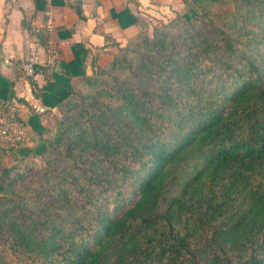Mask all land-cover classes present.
Listing matches in <instances>:
<instances>
[{
  "label": "trees",
  "instance_id": "obj_1",
  "mask_svg": "<svg viewBox=\"0 0 264 264\" xmlns=\"http://www.w3.org/2000/svg\"><path fill=\"white\" fill-rule=\"evenodd\" d=\"M181 3L89 72L79 44L35 68L58 115L0 141V264H264V0Z\"/></svg>",
  "mask_w": 264,
  "mask_h": 264
},
{
  "label": "crops",
  "instance_id": "obj_2",
  "mask_svg": "<svg viewBox=\"0 0 264 264\" xmlns=\"http://www.w3.org/2000/svg\"><path fill=\"white\" fill-rule=\"evenodd\" d=\"M182 10L181 0H51L50 4L48 0H0V76L12 85L14 92L10 102L0 104V113L4 108L15 111L32 134L27 122L30 113H35L31 105L41 103L34 99L29 81L20 70L3 61L18 62L26 57L27 44L34 30L44 24L47 11L51 13L54 29L45 37L39 67L48 74L59 62H70L72 48L78 44L86 49L89 72L93 60L100 64L107 62L117 45L122 47L141 30V23L147 27L165 23ZM47 41L52 45L53 55L45 48ZM33 80L38 87L44 84L41 73ZM41 123H45L44 116Z\"/></svg>",
  "mask_w": 264,
  "mask_h": 264
},
{
  "label": "built area",
  "instance_id": "obj_3",
  "mask_svg": "<svg viewBox=\"0 0 264 264\" xmlns=\"http://www.w3.org/2000/svg\"><path fill=\"white\" fill-rule=\"evenodd\" d=\"M51 0H48L50 4ZM46 20L42 26L36 28L32 35V39L27 44L26 57L16 62L14 59H6L3 63L10 67H17L22 75L26 78H33L35 76V68L40 65V52L43 49L42 40L39 39L38 34H43L45 37L51 33L53 29L52 16L49 11L46 12ZM49 55L54 54L52 45L45 46ZM31 110L37 114H44L47 109L41 105L32 104ZM51 111H55L52 109ZM0 141L10 147L33 145L30 128L18 116L15 111H6L0 113Z\"/></svg>",
  "mask_w": 264,
  "mask_h": 264
},
{
  "label": "rangeland",
  "instance_id": "obj_4",
  "mask_svg": "<svg viewBox=\"0 0 264 264\" xmlns=\"http://www.w3.org/2000/svg\"><path fill=\"white\" fill-rule=\"evenodd\" d=\"M175 15V14H174ZM173 15V16H174ZM172 16V17H173ZM171 17V18H172ZM158 24H160L159 22H157L156 23V25H158ZM153 26V25H152ZM152 26H150V27H147L146 28V30H145V32L150 36L151 34H152ZM57 115H58V112H57V110H55V111H51V112H46V113H44V124L45 125H47V126H49V127H51L53 124H54V121H55V118L57 117ZM33 140V139H32ZM33 145H34V140H33Z\"/></svg>",
  "mask_w": 264,
  "mask_h": 264
}]
</instances>
